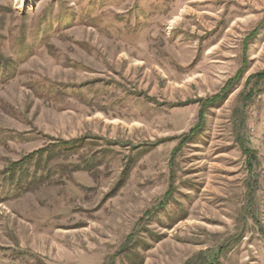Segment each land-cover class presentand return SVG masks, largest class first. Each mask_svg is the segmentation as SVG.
Segmentation results:
<instances>
[{
  "label": "rangeland",
  "instance_id": "374dc122",
  "mask_svg": "<svg viewBox=\"0 0 264 264\" xmlns=\"http://www.w3.org/2000/svg\"><path fill=\"white\" fill-rule=\"evenodd\" d=\"M0 264H264V0H0Z\"/></svg>",
  "mask_w": 264,
  "mask_h": 264
},
{
  "label": "trees",
  "instance_id": "16d2710c",
  "mask_svg": "<svg viewBox=\"0 0 264 264\" xmlns=\"http://www.w3.org/2000/svg\"><path fill=\"white\" fill-rule=\"evenodd\" d=\"M230 83H231V81L228 82V84H227L226 87H225V89L227 88V90L224 89L226 92H224L222 95H219V94L216 95V96L212 99V101H211L210 103L207 102V106H208V104L214 103V102L219 101L220 99H222V98L224 97V95H225L227 92H229L228 89H230V88H229ZM207 106H205V103H204V102L202 103V105H201V113H202V114H203V112H204V110H205V108H206ZM202 114H201V115H202Z\"/></svg>",
  "mask_w": 264,
  "mask_h": 264
}]
</instances>
